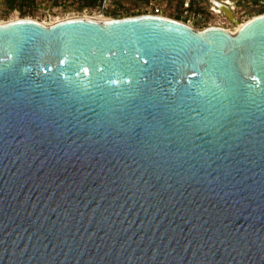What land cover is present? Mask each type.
Instances as JSON below:
<instances>
[{"label": "water", "instance_id": "1", "mask_svg": "<svg viewBox=\"0 0 264 264\" xmlns=\"http://www.w3.org/2000/svg\"><path fill=\"white\" fill-rule=\"evenodd\" d=\"M0 264H264V13L0 22Z\"/></svg>", "mask_w": 264, "mask_h": 264}, {"label": "rangeland", "instance_id": "2", "mask_svg": "<svg viewBox=\"0 0 264 264\" xmlns=\"http://www.w3.org/2000/svg\"><path fill=\"white\" fill-rule=\"evenodd\" d=\"M192 7L185 13V0H106L97 4L89 0H0V22L18 18H32L46 24L70 17L88 16L119 18L153 13L156 6L163 8V14L183 21L195 28L219 25L235 31L237 23L215 8L213 0H191ZM227 2L239 23H245L254 16L264 13V0H217Z\"/></svg>", "mask_w": 264, "mask_h": 264}, {"label": "built area", "instance_id": "3", "mask_svg": "<svg viewBox=\"0 0 264 264\" xmlns=\"http://www.w3.org/2000/svg\"><path fill=\"white\" fill-rule=\"evenodd\" d=\"M191 7H192V1L191 0H185L184 6H183L184 12L189 13V11L191 10ZM153 14L164 15L163 14V8L156 6Z\"/></svg>", "mask_w": 264, "mask_h": 264}, {"label": "bare ground", "instance_id": "4", "mask_svg": "<svg viewBox=\"0 0 264 264\" xmlns=\"http://www.w3.org/2000/svg\"><path fill=\"white\" fill-rule=\"evenodd\" d=\"M214 1V4L215 3H217V4H221L222 2H220V1H217V0H213ZM215 8L217 9V10H219V11H221L217 6H215ZM232 9V8H231ZM234 17H235V15H234ZM95 18H103V17H95ZM244 23H239L238 22V25H237V28H236V30H238L242 25H243ZM235 30V31H236ZM232 31V30H231ZM235 31H233V32H235Z\"/></svg>", "mask_w": 264, "mask_h": 264}, {"label": "trees", "instance_id": "5", "mask_svg": "<svg viewBox=\"0 0 264 264\" xmlns=\"http://www.w3.org/2000/svg\"><path fill=\"white\" fill-rule=\"evenodd\" d=\"M103 0H89L88 3H91V4H97V3H101ZM263 13V12H261Z\"/></svg>", "mask_w": 264, "mask_h": 264}]
</instances>
